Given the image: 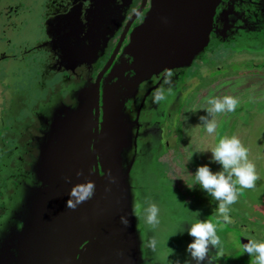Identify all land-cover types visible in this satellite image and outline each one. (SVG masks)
Instances as JSON below:
<instances>
[{
  "label": "flooded vegetation",
  "instance_id": "obj_1",
  "mask_svg": "<svg viewBox=\"0 0 264 264\" xmlns=\"http://www.w3.org/2000/svg\"><path fill=\"white\" fill-rule=\"evenodd\" d=\"M146 1L139 15L123 35L112 64L128 42L134 24L147 10L149 0ZM142 2L143 0H130L129 6L125 8L128 11L126 17L112 33L109 25L116 19L114 15L110 16L106 28L109 32L101 41L100 26L98 24V28H94L91 26V21L99 15V6L104 0H95L90 8L88 7L91 3L89 4L88 1L85 3L83 0H0V264H18L21 235L34 238V233L37 234L39 229L40 236L35 237L39 244L40 240L50 235L53 222H58L52 209V205L56 203L52 201L41 203L34 198L40 190V188L37 190L36 186H42L44 182L46 185L49 181L52 167L57 171L61 170V162L54 165L48 160L65 155L64 149H67L69 136L68 130L65 127L63 129L62 124L64 122L68 125L69 120L66 116V120L63 121L64 115L68 114L67 108L79 107L82 102L76 81L86 77V74L84 69L77 66L75 68V65L83 62L82 54L87 47L86 58L88 61H93L90 75L95 80L98 73L110 61L128 20ZM81 3L83 6L86 4L84 9L88 10V15L84 14L83 8V13L78 15L73 13L75 10L73 6H80ZM217 15L206 50L189 68L187 84L182 89L185 94L179 97V109L171 110L166 114L165 119L164 114H160L156 122L160 127V143L151 146L155 155V161L152 160L154 168L150 160L144 163L151 164L149 175L154 187L157 183L156 198L158 199H160V187L162 186L164 191L167 190L164 188L165 178L160 182V165L165 163V157L172 155L176 157L178 153L185 155L186 142L194 136L192 130L196 128L197 133L204 131L199 124L200 120L188 123L185 119L191 101L200 99L198 95L203 90L209 91L217 81V77H234L237 74L242 77L264 75V0H220L216 8ZM253 17L259 20L255 22ZM75 21L77 24L73 23ZM249 31H252L250 36L247 35ZM219 51L228 53L227 62L234 63L237 67L224 71L220 67L221 64L214 65L211 61L213 56L210 55ZM252 51L258 54H255L256 60L251 59ZM236 55H239V58H236ZM238 67L241 70H238ZM70 69L75 70L69 71ZM245 70L248 72L244 73ZM107 72L108 70L105 74ZM253 72L255 73L252 74ZM138 101L139 97L136 98L135 108L140 106ZM127 107L135 118L136 112L131 100L128 101ZM243 111L244 109L237 108L229 115L224 114V117L228 118L224 119L228 121L226 127L237 126L242 121L240 115ZM92 114L95 120V108ZM219 114L221 113L214 116L217 124L223 122L219 120ZM236 114H239V117L235 116ZM249 114L250 112L247 119L242 121L244 127H248L254 120V117L249 118ZM100 122L101 110L98 114L99 130ZM94 131L93 127L92 132ZM90 140L92 149L93 139ZM97 161V167L94 165L93 171L101 167L100 161ZM143 164L135 166L134 185L141 195L137 201L150 202L148 197L152 191L145 189V185L150 182L148 174L137 175L138 170L144 171ZM162 165L161 169L165 168L166 165ZM192 178L194 179L193 175ZM184 179L180 177L177 183H172L178 192L168 190L169 192L164 194L169 204L175 203L173 210L185 217L184 220L191 221L198 216L199 219L220 227L224 234L234 228L235 234L260 240L257 234L261 229L258 226L249 227L245 222H240L239 217L230 216V212L228 214L231 222H224L212 197L201 189L197 192L200 209L198 207L192 209L187 200L180 198V192L187 182ZM37 203L45 208L37 209ZM138 219L141 224L145 222L142 214ZM61 222L62 228L65 229L67 227L65 214ZM246 233L248 236L245 235ZM262 234L264 240V230ZM86 242V240L82 241L79 249ZM238 257L241 261L254 264V259L244 253L242 248Z\"/></svg>",
  "mask_w": 264,
  "mask_h": 264
},
{
  "label": "water",
  "instance_id": "obj_2",
  "mask_svg": "<svg viewBox=\"0 0 264 264\" xmlns=\"http://www.w3.org/2000/svg\"><path fill=\"white\" fill-rule=\"evenodd\" d=\"M86 1L91 3L88 7L90 8L95 0H83L85 3ZM129 2L130 0H104L99 6L100 13L98 16L95 14L91 26L97 29L99 24V32L102 34L108 30L106 28L109 25V18L114 15L118 29L126 17L128 11L125 8L129 6ZM146 2L143 0L139 9L128 20L110 61L95 80L90 75L93 61L86 58V46L82 54L83 62L75 65V68L77 66L84 69L86 74V77L77 81L74 79L77 82L76 87L79 90L83 89L84 95L88 98L85 105L86 117L81 112V108L84 109V102L80 94L82 102L75 108L77 112L73 120V126L76 120L79 122V134L68 133L65 155L48 160L54 165L61 162V170L57 171L52 167L49 181L46 185L44 182L42 186H36V189L40 190L34 198L41 203L55 202L52 209L58 222H53L50 235L40 240L39 244L35 239L36 236H40L39 229L37 234L34 233V238L21 235L18 264H176L177 261L184 264L185 260H189L190 264H198L197 261L191 260L185 251L187 243L192 239L187 232L173 234L172 231L164 236L165 244L162 245L164 249L168 239H176L174 245H170L172 255L167 256V252L163 253L164 251L160 254L161 258L150 254L149 245L152 239L149 240L146 231V234L141 235L138 229L137 214L141 210L135 208L143 201H137L141 195L134 185L136 180L131 172H134L136 164L140 166L145 158L135 159L134 167L130 171L133 184L128 183V179L121 175L126 172L124 156L127 146H123L124 134H121L119 126L124 112L129 111L130 114L132 112L127 107L129 100L132 101L136 112V117L134 118L132 114L131 117L137 123H140L139 119L155 121L148 116L152 109L164 114V119L171 110L179 109V97L185 94L182 89L187 84L189 68L197 58H200L209 44L210 34L218 18L216 8L220 0H149L147 10L134 24L128 42L112 64L123 35ZM77 6H73L75 15L83 13L86 4L83 6L81 3ZM84 14L88 15V10L84 9ZM253 18L255 22L259 20ZM73 23L77 24V21ZM251 32L249 31L247 35L250 36ZM157 96L162 98L157 100ZM138 97L140 106L135 108L134 104ZM94 108L95 120L92 116ZM68 115H64L63 121L66 120V116L69 120ZM67 126L63 122L62 128L67 129ZM90 139H93L92 149ZM133 152L135 155L134 150ZM97 160L100 161L101 167L93 171V166L97 167ZM69 162H73L74 168L69 166ZM170 205L174 207L175 203L171 202ZM36 207L45 208L39 203ZM173 207L166 204L163 214L165 213L167 217L174 216L175 222L179 224L189 221L179 217ZM64 214L67 225L65 229L60 224ZM177 226L178 224H173L172 228L176 229ZM216 230L221 238V245L218 247L210 245L204 261L199 264H248L238 257L241 244L246 243L248 238L242 234H235V229H229L225 234L218 226ZM84 240L87 242L79 249L80 243Z\"/></svg>",
  "mask_w": 264,
  "mask_h": 264
},
{
  "label": "rangeland",
  "instance_id": "obj_3",
  "mask_svg": "<svg viewBox=\"0 0 264 264\" xmlns=\"http://www.w3.org/2000/svg\"><path fill=\"white\" fill-rule=\"evenodd\" d=\"M116 25H117V21H114L109 25V29H112L111 33L114 29H116ZM109 29L106 32L100 34L101 41L105 38V36H107ZM238 49L239 48H237V50ZM256 53H254L253 51L251 52V59L256 60L255 56L258 55ZM210 56H213L211 59V61H213V64L214 65L217 63L221 64L220 67L224 71L226 70L229 71L233 69V67L235 68L237 67L234 63L227 62L228 53L226 52L219 51L213 53V55ZM237 57L239 58V55H236V58ZM239 69L240 68L238 67V70ZM230 72L232 73V71ZM243 72L247 73L248 71L245 70ZM254 73L255 72H253L252 74ZM217 78H218L217 81L211 86V89L209 91L203 90L201 94L198 95L200 99L191 101L190 105H188L189 106L187 108L188 112L185 113V119L187 120V122L188 123L193 121L196 122L199 120V117L201 115H206L204 108L209 107V105H207L206 103V100L208 98L213 96L223 97L225 95L234 96L235 98L238 99L239 103L236 109L237 108L244 109V111L241 112L240 115V119L242 121L247 119V115L249 112H250L249 118L253 119L254 117V120H252L251 122L252 124H250L248 127L247 126L244 127L242 121H240L237 124V126H235L236 124H233L235 126L234 128L232 126L226 127L228 121L226 122L224 121V119H228V118L227 116L224 117V114L229 115L230 112H224L219 114V120H222L223 122H219L217 124L214 133L208 134L205 131H202V133H197L198 130L194 128L192 130L194 136H191V138L186 142V146L184 148L185 155L178 153L176 157H174L173 155L170 157L166 156L164 161L165 163L160 162L166 165L165 168L163 169H161V166L163 165L162 164L160 165V175H161V179L165 178L164 188L167 189L166 191H164L163 188L161 190L160 187V199L156 198L157 183L154 187V184L152 183L151 180V176L149 175L151 171V164L152 167L154 168V161H155V155L154 152H152L151 146L154 143L157 144L160 143V127L158 126V124H156L157 121L151 122V120L142 121L143 119H139L140 123L134 122V119L131 117L129 111L124 112V115L121 118L119 127L121 134H124L122 142H123V146L125 145L127 146L126 153L124 156V160H125L124 169L126 170V172H123L121 174L122 177L128 179V183L133 184V179L130 176V171L134 167L135 159L138 157H143L145 158L144 162L148 160L151 161V164L148 163L149 161L147 162L148 164L144 162H143L144 164L142 163L143 164L142 169L145 172L142 171L141 169L137 171V175H142L145 173L148 174V179L150 180V182H148L145 185V189L150 192L152 191V193L148 197V199H150V202H145L144 200L143 203L137 204L140 207L137 208L136 206L135 209L141 210V212H139L138 214L136 213L137 218L140 217V215L142 214V216L145 219V222H142V224L140 219H138L139 220L138 229L140 231V234L143 235L146 231L147 232V234L145 233L146 236L150 238L149 240L152 239L151 245H149L150 246L149 250H150V254L156 257L158 256L160 257V254H162L163 251H164L163 253L167 252L168 254L167 256H170V254L172 253L171 250L172 246L170 248V245L171 244L174 245L173 242H176V239H170V240L168 239L164 249L162 247V245L165 244L164 236L167 233L176 230L172 228L173 224L179 225V223L175 222L174 216L167 217L165 213L163 214L164 212L163 209L166 204L168 205V207H173L172 205L169 204V201L167 200V197L164 196V194H166V192L169 191L175 192L176 187H174L173 186L174 184L172 183L175 182L177 183L180 177H182L183 179L185 178L187 182H185L186 186H184L180 192V198L182 200H187L191 205L190 207L192 209H195L197 207L199 208L200 199H197L198 197L197 192L199 188L196 185H193L194 179L192 178V173L195 172L197 166L204 164H207L213 171L219 169L220 166L217 163L210 160L211 153L208 151H204V152L201 151H203L204 149H210L216 144V142L221 137H225V136L235 135L241 140L242 144L248 149V159L255 165V171L258 177L257 180L255 181L254 187L252 188L240 189V186L236 185L237 189L240 190L238 192V198L236 202L228 206L230 212L229 214L233 218L239 217V221L245 222V225L249 227L251 226L252 228H256V226H258L261 229L257 234L258 238L260 240H263L262 233L264 230V75H258V76L250 75V76L242 77L237 74L234 75V77L229 76L225 78L222 77L220 78L217 77ZM82 90L83 89L80 90V94L82 95V99L84 102L83 105L84 109L81 108V112L82 114H84V117H86L85 105L88 102V98L84 95L83 93L84 90L83 91ZM75 108L77 107L74 108L69 107L67 108L66 111V113L69 114L68 115L69 124L67 126V130L70 135L71 132L72 133L77 132L78 135L80 130L79 129L80 125L77 120L75 122V126H73L74 125L73 120L76 118L75 113L77 112ZM148 116H151L152 117L151 119L157 120V118L160 117V112H156V110L152 109L150 110ZM235 116L239 117V114H236ZM201 134H204V136ZM133 150L135 151V155ZM172 161H174L173 164ZM69 166L71 168H74L73 162L71 163L69 162ZM156 168H158L157 165ZM131 172L133 173V171ZM176 192L178 191L176 190ZM160 200L162 201V204H160ZM153 203H155L156 206L159 208L158 223L154 225L147 223L146 211H145V209L151 206ZM213 203L217 204V202L214 199H213ZM178 216L182 217L179 213ZM182 218L185 219V217ZM245 235L248 236V233H246ZM251 236H253V234H251ZM143 256H145V254ZM162 258L164 259L163 256ZM159 263H161V260L159 261Z\"/></svg>",
  "mask_w": 264,
  "mask_h": 264
},
{
  "label": "clouds",
  "instance_id": "obj_4",
  "mask_svg": "<svg viewBox=\"0 0 264 264\" xmlns=\"http://www.w3.org/2000/svg\"><path fill=\"white\" fill-rule=\"evenodd\" d=\"M161 98V96L156 97L157 100ZM206 103L209 107L204 108L206 115L199 117V124L205 132L212 134L217 127L215 114L235 111L239 101L234 96L225 95L210 97ZM204 151L210 152V160L220 167L213 171L207 164L197 166L195 172L192 173L194 176L193 185L198 186L217 202L216 208L223 221L230 223L228 206L236 202L240 189L254 187L258 178L255 165L248 159V149L235 135L221 137L213 147L201 152ZM236 185H239L240 189H237ZM89 189H91V185H89ZM69 206L75 207V205ZM139 207L137 205V208ZM145 211L147 223L153 225L158 223L159 208L155 203L147 207ZM184 232H187L192 238L187 243L185 251L188 257L197 261L198 264L204 260L210 245L212 247L221 245V238L217 234L216 226L207 220L199 219L198 216L185 224L180 223L173 234H183ZM241 246L243 252L254 259V264H264V240L247 239V242ZM176 264H180V262L177 261ZM184 264H190V261L185 260Z\"/></svg>",
  "mask_w": 264,
  "mask_h": 264
}]
</instances>
